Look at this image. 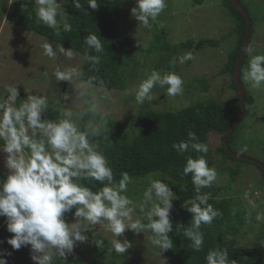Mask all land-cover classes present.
Segmentation results:
<instances>
[{
	"label": "clouds",
	"instance_id": "9594fccd",
	"mask_svg": "<svg viewBox=\"0 0 264 264\" xmlns=\"http://www.w3.org/2000/svg\"><path fill=\"white\" fill-rule=\"evenodd\" d=\"M12 3L14 0H9L8 5ZM33 3L36 19L53 29L56 36L61 35V23L64 32L72 30L64 19L68 15L64 5L70 4L76 10L88 12L80 0H33ZM87 6L95 11L100 4L97 0H87ZM166 6L167 0H135L130 15L139 25L150 29V21H156ZM58 14L61 21L57 20ZM83 44L89 69L99 71L97 65L101 63V56L98 54L105 51L101 38L89 33ZM40 47L43 55L53 60L59 56L72 60L78 55L72 48L65 49L61 45L55 48L47 39ZM90 51L97 55L89 54ZM244 54L251 58L243 78L253 89H260L264 85V55H252L250 47L244 50ZM194 59L192 52L186 51L178 57V62L184 64ZM171 63L175 64L177 60ZM52 75L58 82L71 83L82 72L75 66L62 69L57 65ZM93 79L81 83H92ZM183 84L182 77L175 72L162 75L152 70L136 87L134 102L137 106L146 101L151 103L154 100L152 90L156 86L165 89L168 97L180 96ZM4 90L8 95L0 99V140L3 141L0 153L4 154L6 172L0 176V217L4 218L6 231L12 234L6 240L11 249L29 248L34 264H53L57 256L66 262L74 253L77 242H89L91 228L105 224L112 235L108 250L117 255H124L133 247L124 236L129 230L134 234L149 231L153 246L162 252L172 249L173 240L169 233L173 232V222L170 215L176 195L165 180H151L143 193L139 209L147 223L134 220L135 204L124 194L132 178L123 172L116 181L107 158L90 139L101 134L100 128L87 124L82 130L78 123L82 114L77 118L67 107L60 111L58 119H47L49 103L45 94L26 95L21 99L18 85H7ZM18 99L21 103L17 106ZM92 111H97L95 105ZM187 137V140L173 143L177 153L189 149L197 153L208 152V146L198 142L196 133L189 131ZM189 174L197 195L189 206L184 207L191 213V225L184 228L183 234L191 241V249L199 252L204 245L201 225H211L221 215L208 203V194H201L202 189L213 185L218 173L215 167H209L204 155L195 158L190 155L182 171L185 177ZM81 181H96L102 187L94 192ZM68 213L75 223L68 222ZM255 220L258 224L264 223V212H257ZM92 242L97 247L104 246L103 239L94 238ZM11 254L9 251L0 252V264H8L6 257ZM204 260L205 264H235L226 247L209 250Z\"/></svg>",
	"mask_w": 264,
	"mask_h": 264
},
{
	"label": "rangeland",
	"instance_id": "374dc122",
	"mask_svg": "<svg viewBox=\"0 0 264 264\" xmlns=\"http://www.w3.org/2000/svg\"><path fill=\"white\" fill-rule=\"evenodd\" d=\"M247 1L252 2V8L259 16L258 23L254 25L255 33L250 45L252 55H264V0ZM8 2L9 0H0V99L7 97L8 93L4 90L7 85H18L21 99L31 94L47 95L48 103L53 104L50 105L48 113L65 107L73 112L92 110L95 105L96 113L122 120L129 128V124L135 121L142 108L176 111L208 97L225 102L237 96V92L230 87L231 74H220L229 52L236 43V36L229 35L235 23L220 0H202L201 3L199 0H167V6L157 20L150 21V29L139 25V22L131 17L130 10L135 6V0H122L123 36L134 43L138 42L137 44L144 48L143 51H134L123 46L121 68L126 80L124 90L102 88L91 83L82 84L81 81L84 80L81 76L74 78L71 83L56 81L52 73L57 65L62 69L75 66L82 71L83 55L76 52L78 55L72 60L63 56L53 60L43 55L40 44L47 38L32 31L22 30L7 21L6 13L10 6ZM64 7L67 11V4ZM252 16L255 18L254 13ZM64 19L67 22V16ZM57 20L61 21V15L58 14ZM159 33L164 35L161 39L164 44L175 45L189 39L198 41L202 38L221 39V44L219 47L205 48L198 52L181 50L173 56L170 51L155 50L158 44L155 46L154 39ZM47 40L55 48L61 45ZM61 46L68 49L64 45ZM150 47L155 49L148 52ZM186 51L192 52L195 59L180 64L178 57ZM170 58L172 61L176 59L177 63L174 68L168 69L164 64ZM152 70H157L162 75L165 72L180 75L184 81L183 94L168 97L165 89L156 86L152 90L154 100L137 106L134 102L135 89ZM201 80L208 83V91L201 89ZM242 80L252 96V101L246 106L249 114L237 128L231 147L235 152L253 157L264 164V85L260 89H253L243 77ZM223 144V135L214 131L208 133V165L215 167L218 173L215 190L208 196L229 198L236 210L248 214V223L237 237L236 246H261L260 236L264 231V223L258 224L255 216L257 212H264V176L257 164L226 156ZM5 172L4 154L0 153V176H4ZM153 179H162L168 183L167 177L159 172H152L144 177H133L127 192L124 193L135 204L133 219H141L142 223H145L146 219L144 213L140 212L139 205L144 199L145 189ZM172 203V210L179 206L177 196ZM66 217L69 223L76 222L70 213L66 214ZM11 235L6 231L4 218L0 217V252L12 253L6 257L8 264H34L30 259L29 248L13 250L7 244L6 240ZM88 235L89 242H77L74 253L68 256L66 262L57 256L53 264H58L60 260L64 264H75L77 258L83 259L85 264L111 261L116 264H170L165 254L151 244L149 231L141 234L126 231L124 236L133 243V247L124 255L109 252L112 235L107 231L106 224L91 228ZM94 238L103 239L104 246H95L92 242Z\"/></svg>",
	"mask_w": 264,
	"mask_h": 264
},
{
	"label": "trees",
	"instance_id": "16d2710c",
	"mask_svg": "<svg viewBox=\"0 0 264 264\" xmlns=\"http://www.w3.org/2000/svg\"><path fill=\"white\" fill-rule=\"evenodd\" d=\"M220 1L235 23L229 35L236 36V43L220 70V74H231L230 87L237 92L235 98L219 102L213 97H208L176 111L157 110L150 107L142 108L137 114L135 121L129 124V128L122 120L104 116L90 109L74 112L77 118L82 114V118L78 120L82 130L87 124H95L100 128L101 134L90 139L98 145V150L107 158L109 165L113 169L116 181L119 180L123 172H127L131 178L144 177L152 172H159L162 176L168 178V184L179 201V206L173 209L170 215V219L173 222V232L169 233V235L173 240V247L170 250L163 251L170 264H205L204 257L209 250L225 247L229 251L230 259L235 260V264H264V231L260 236L261 246L235 245L237 237L248 223V214L245 211L236 210L233 201L229 198H211L208 196V203L219 210L221 215L211 225H201L200 230L204 233V245L201 251L195 252L192 250L190 247L191 241L183 234L184 228L191 225V213L187 212L184 207L189 206L197 195L191 182V174L187 177L182 175L186 159L190 155L194 158L204 155L208 161V133L214 131L224 136L226 129L236 119L242 109L238 86L234 79V68L244 45L248 22L245 15L233 5L231 0ZM238 1L249 12L253 22V35L255 33L254 25L258 23L259 16L251 6L252 2L247 0ZM80 2L88 12L76 10L72 5H67V23L71 25L72 30L64 32L61 25L60 36L54 35L53 29L48 28L36 19L33 0H14V3L7 10L6 20L14 23L22 30L38 33L51 42L72 48L75 52L82 54L84 57L81 71L82 80L88 81L94 78L91 83L93 85L112 90H124L126 88V80L121 68L123 46L127 50L134 51H143L144 48L123 36L121 22L122 0H97L100 6L95 11L88 8L87 0H80ZM199 2L201 3L202 0H199ZM252 13H254L255 18ZM89 33L97 34L104 45V53L98 54L101 56V63L97 65L99 71H91L85 57L83 39ZM163 38L164 35L162 33L157 34L154 44L155 46L158 45L156 49L155 47H150L148 52L152 51V49L170 51L174 56L181 50L198 52L205 48L219 47L221 44V39L215 38H202L198 41L189 39L186 42L175 45L164 44L163 41L161 42ZM89 54L97 55V53L91 51ZM249 59V55H246L240 66L241 79ZM171 62L172 58L167 59L164 66L168 69L174 68L175 64ZM201 84V89L208 91V83L205 80H201ZM244 86L246 88L245 83ZM251 101L252 96L246 88V106ZM20 103L21 100H18V104ZM51 104H49V107ZM61 110L54 109L53 112L47 113L46 118L50 120L58 119ZM248 114L249 110L246 108L244 118ZM243 119L240 123H242ZM240 123L230 133V146L235 140L236 130ZM189 131L196 133L198 142L205 143L208 146L207 153H197L189 149L188 152L179 154L173 149L172 145L174 142L187 140ZM2 144L3 141L0 140V145ZM224 154L231 159H235L226 152L225 147ZM236 160L244 162V160ZM260 169L264 176L261 167ZM81 183L90 187L94 192L102 187L96 181H81ZM214 190L215 182L211 187L202 189L201 194L211 195ZM154 219H158V217H154ZM145 223H147V220H145ZM178 224L183 225V227L178 228ZM58 264L64 263L60 260ZM75 264H85V261L77 258ZM101 264L116 263L111 261Z\"/></svg>",
	"mask_w": 264,
	"mask_h": 264
},
{
	"label": "water",
	"instance_id": "95a60500",
	"mask_svg": "<svg viewBox=\"0 0 264 264\" xmlns=\"http://www.w3.org/2000/svg\"><path fill=\"white\" fill-rule=\"evenodd\" d=\"M231 1H232L233 5L245 15L247 22H248V28H247V32L245 35V41H244L243 48L241 50L240 55L237 58L235 68H234V79H235L237 86H238V93H239L242 109H241L240 114L236 117V119L226 129L224 136H223V143H224V147L226 149V152L232 158L253 162V163L257 164L258 166H260L264 172V164L262 162H260L259 160L255 159L253 157L242 155V154L235 152L231 148L230 143H229L230 133L241 122V120L244 118L245 113H246V103H245L246 88H245L244 83H243L241 76H240V66L246 57V55L244 54V50L246 48L250 47V38L252 35V31H253V22H252V19L250 18L249 12L246 10V8H244L241 5V3L238 0H231ZM263 256H264V254H263Z\"/></svg>",
	"mask_w": 264,
	"mask_h": 264
}]
</instances>
